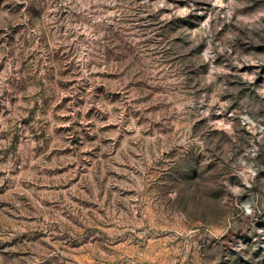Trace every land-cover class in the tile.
Instances as JSON below:
<instances>
[{"label":"rangeland","instance_id":"1","mask_svg":"<svg viewBox=\"0 0 264 264\" xmlns=\"http://www.w3.org/2000/svg\"><path fill=\"white\" fill-rule=\"evenodd\" d=\"M0 264H264V0H0Z\"/></svg>","mask_w":264,"mask_h":264}]
</instances>
